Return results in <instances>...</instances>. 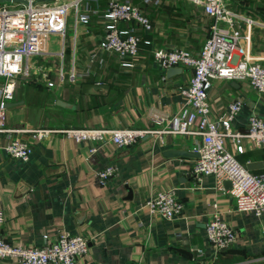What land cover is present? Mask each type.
Here are the masks:
<instances>
[{
    "label": "crops",
    "instance_id": "0c3cea01",
    "mask_svg": "<svg viewBox=\"0 0 264 264\" xmlns=\"http://www.w3.org/2000/svg\"><path fill=\"white\" fill-rule=\"evenodd\" d=\"M99 1L91 8L102 13L105 0ZM140 7L149 15L153 31L144 35L151 44H140L133 68H122L115 54L99 51L105 21L92 16L86 26H70L69 38L67 27L61 39L63 66L67 62L69 67L64 72L74 64L77 73L89 68L90 75L75 84L56 80L55 84L65 83L66 87L53 86L51 91L45 85L41 87L53 98L52 103L44 104L49 113L45 125L31 123L26 106L15 122H11L12 114L9 121L6 115V127L14 132L2 134L0 146L9 139H22L30 143L33 153L27 162H21L0 150V210L5 214L0 233L14 247H41L44 236L53 240L63 231L81 235L88 240V248L76 264H264V215L237 212L226 185L225 191L217 192L212 178L200 182L193 179L194 157L163 156L173 150L195 153L197 137L158 133L182 114L180 88L188 85L192 71L183 68L180 74L167 77V70L154 64L151 52L185 48L198 54L214 20L191 0H160L157 6ZM234 13L254 20L255 25L238 22L245 36L242 45L251 62L264 64V8L242 5ZM50 37L46 52L54 57L58 53L48 49ZM92 55L95 62L89 64ZM84 84L106 88L83 94ZM208 100L211 118L225 114L234 100L243 102L232 121L233 132L246 134L251 115L264 121V94L247 82L214 80ZM58 101L71 106L61 107ZM12 103L17 105H8ZM24 103V99L12 100L7 108ZM156 118H161L162 124H156ZM71 128L152 133L130 148L107 145L90 155L93 144L76 142L62 133ZM38 131L43 132L42 138L35 136ZM225 145L235 154L229 140ZM243 146V153L235 157L245 167L264 161V148L249 140H244ZM109 165L115 166L117 173L101 186L96 173ZM251 172L264 174V168ZM171 189L176 190L182 204L179 215L172 221L151 217L145 201L155 192ZM214 204L220 218L236 232L233 246L217 256L205 239ZM174 249H186L189 256ZM0 264L17 263L6 259Z\"/></svg>",
    "mask_w": 264,
    "mask_h": 264
},
{
    "label": "built area",
    "instance_id": "2783aa9c",
    "mask_svg": "<svg viewBox=\"0 0 264 264\" xmlns=\"http://www.w3.org/2000/svg\"><path fill=\"white\" fill-rule=\"evenodd\" d=\"M0 3V78L6 80L0 90V136L14 130L6 127V109L13 100L14 81L18 77L28 78L33 69L30 58L48 55L46 46L51 35L65 38L67 19L70 11L74 14V28L88 25L92 16L105 21L103 36L98 43L100 52L115 54L122 68H133L140 52V44L150 45L144 39L153 31L150 17L133 0H105L102 13L91 8L98 6L99 0H9ZM145 3L159 5L160 0H144ZM202 6L204 13L213 18L211 34L198 54L185 48L152 50L153 62L162 70L186 68L192 71L187 86L180 88L183 97L182 114L169 123L159 134L188 135L198 138L194 152L198 157L191 167V177L197 182L212 178L217 192L227 190L234 199L235 210L249 212L257 217L264 215V174H255L241 164L235 157L243 153L244 140H249L259 148H264V121L256 115L248 119V132L242 134L232 131V121L240 113L243 102L234 100L227 106L225 114L211 118L208 100L209 90L214 80L228 82H247L259 94H264V64L251 62L242 42L245 36L238 22L255 25L254 20L237 16L228 6V0H191ZM82 10V11H81ZM124 24L126 27H121ZM56 80L72 84L82 81L91 73H77L72 64L68 73L64 72L63 53ZM92 55L89 64H93ZM42 77L47 86L53 87L47 72ZM156 124H162L156 118ZM18 132V130H15ZM65 136L76 142H89V154L94 155L99 148L114 145L130 148L150 131L128 129H66ZM35 136L42 138L43 132ZM229 140L234 153L225 145ZM8 157L27 162L33 153L30 143L22 139H9L0 146ZM117 173V168L109 165L96 173L101 186H105ZM151 217L172 221L182 210L176 190L155 192L144 203ZM211 219L205 226V239L214 256L230 249L236 241L235 230L220 218L217 205L212 206ZM5 214L0 210V228ZM41 247H14L0 233V262L14 260L17 264H76V260L87 253L88 240L69 231L60 232L53 240L43 237ZM200 253V251H199Z\"/></svg>",
    "mask_w": 264,
    "mask_h": 264
},
{
    "label": "rangeland",
    "instance_id": "374dc122",
    "mask_svg": "<svg viewBox=\"0 0 264 264\" xmlns=\"http://www.w3.org/2000/svg\"><path fill=\"white\" fill-rule=\"evenodd\" d=\"M63 1H70V0H61ZM139 2L137 3L135 1V4L142 6V5H147V3L144 2V0H138ZM36 2H42V0H36ZM44 2V0H43ZM9 4V2L7 1ZM242 5H248L250 9H253L254 6L255 8H264V0H228L227 6L232 12H236ZM74 25V14L72 11L68 13V38H69V28L70 26L72 27ZM67 38V42L68 39ZM61 37L57 35H51L49 39V46L48 49L53 51L54 53H61L62 52V46H63V41H61ZM63 40V39H62ZM46 58L37 56L35 58H30V62L32 63L33 69L31 71L30 76L27 78L24 77H18L14 83H15V88H14V93H13V102H19L20 100L25 101V103L21 106L17 107H10L6 109V115H7V121L8 120V115L12 114L13 118L11 119V122H15L19 119V116L23 114L25 111L23 108L25 106L28 108V115L30 116V122L35 124V125H45L49 113H46L44 110V104L45 103H52L53 98L49 97L51 94V87L47 86V80H44L42 77L43 72H47L50 82H53V84L56 83V72L57 69L59 68V62H60V55L57 54L54 57H50L49 55L44 56ZM65 66V71L67 72L68 70V64L67 62L64 63ZM55 82V83H54ZM67 82V81H66ZM0 83L2 86L6 83V80L0 78ZM59 83V82H58ZM45 85L46 88H48L50 91H43L41 90V87ZM54 85V87H66L65 83L63 85L58 84ZM46 92H48L46 94ZM49 100V101H48ZM10 103V102H8ZM59 119L56 120V124L59 125ZM228 140H225V144Z\"/></svg>",
    "mask_w": 264,
    "mask_h": 264
},
{
    "label": "water",
    "instance_id": "95a60500",
    "mask_svg": "<svg viewBox=\"0 0 264 264\" xmlns=\"http://www.w3.org/2000/svg\"><path fill=\"white\" fill-rule=\"evenodd\" d=\"M9 0H0V3L2 2H7ZM44 1H49V0H44ZM182 72V69L181 68H169L167 69V77H170V76H173V75H176V74H180ZM106 88V86L104 85H101V84H93V85H90V84H84L81 86V92L83 94H93L95 93V91H98V90H101V89H104ZM9 106H16L17 104L16 103H12V104H8ZM57 105L61 106V107H68V106H71L65 102H62V101H58L57 102ZM73 107V106H72ZM247 132V131H246ZM164 157L166 158H179V157H182V158H188V157H194V158H197L198 157V154L197 153H191V152H185V151H181V150H173V151H167L164 153L163 155ZM246 168L247 170L249 171H255V170H260L262 168H264V161L263 162H251V163H248L246 164ZM226 186L229 188V184L227 183ZM175 251L181 253V254H185V255H188L189 256V253H188V250L186 249H174Z\"/></svg>",
    "mask_w": 264,
    "mask_h": 264
}]
</instances>
